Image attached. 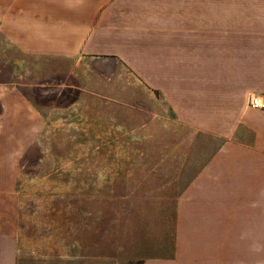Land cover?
Wrapping results in <instances>:
<instances>
[{"label": "crops", "instance_id": "crops-1", "mask_svg": "<svg viewBox=\"0 0 264 264\" xmlns=\"http://www.w3.org/2000/svg\"><path fill=\"white\" fill-rule=\"evenodd\" d=\"M61 62L221 142L190 146L170 254L141 264H264V111L247 105L264 98V0H0V264L57 260L16 207V122L32 111L15 80Z\"/></svg>", "mask_w": 264, "mask_h": 264}, {"label": "rangeland", "instance_id": "rangeland-1", "mask_svg": "<svg viewBox=\"0 0 264 264\" xmlns=\"http://www.w3.org/2000/svg\"><path fill=\"white\" fill-rule=\"evenodd\" d=\"M59 69L47 81L34 72L31 82L15 80L32 111L16 122V207L27 210L21 218L32 225L29 234L43 236L42 249L57 254L48 264L166 259L182 166L195 159L190 146L210 150L221 142L191 135L169 116H144L133 99L104 87V74L92 73L88 89L69 63Z\"/></svg>", "mask_w": 264, "mask_h": 264}, {"label": "built area", "instance_id": "built-area-1", "mask_svg": "<svg viewBox=\"0 0 264 264\" xmlns=\"http://www.w3.org/2000/svg\"><path fill=\"white\" fill-rule=\"evenodd\" d=\"M247 105L251 109L264 111V98L250 95L247 100Z\"/></svg>", "mask_w": 264, "mask_h": 264}]
</instances>
